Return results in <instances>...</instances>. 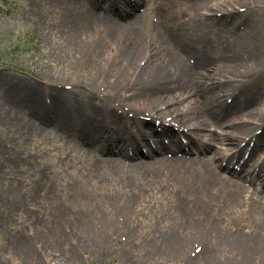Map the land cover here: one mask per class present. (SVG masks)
Returning a JSON list of instances; mask_svg holds the SVG:
<instances>
[{"label": "rangeland", "instance_id": "obj_1", "mask_svg": "<svg viewBox=\"0 0 264 264\" xmlns=\"http://www.w3.org/2000/svg\"><path fill=\"white\" fill-rule=\"evenodd\" d=\"M195 1L143 0L135 13L118 20L108 11V4L101 2L95 6L88 0H0V264H174L172 258H153L150 254L161 250L154 245L161 244L166 235L201 223L191 198L189 210L181 206L182 193L188 192L184 183L162 166L135 165L141 157L133 154L130 159L125 145L115 144L112 150L102 152L100 147L81 142L86 136L125 138V130L130 133L134 122L119 116L125 109L116 103L126 97L128 102L124 103L131 108H125L146 111L144 121L149 122L141 123V127L154 124L149 115L157 117L158 109L170 102L153 100L142 92L136 95L134 88L130 92L132 81L124 82L129 77L123 68L128 45L134 42L135 33L152 51L159 33L180 41L198 40L192 21ZM229 1L212 0L210 5L216 11L244 8L245 12H239L229 26L219 28L222 37L218 44L226 45L233 56L235 80H241L243 72L259 77L258 102L239 112L240 119L257 122L264 116V42L247 41L258 27H264V6L256 12L247 8L245 0ZM120 12L128 11L121 7ZM104 21L120 24L115 39L122 37L120 43L100 41L92 58L109 77L114 76L108 83L94 80L88 59L83 62L79 55L72 57L75 35L101 33ZM132 22L133 27L127 28ZM117 81L122 86L111 89V82ZM46 87L53 89L57 98L62 94L68 107L56 117L34 112L39 98L46 107L51 106L48 93L52 95V91ZM132 95L134 99L128 98ZM97 100L103 101L100 111L88 108L72 113L74 107L99 104ZM175 109L177 115L183 114ZM249 110L253 117L246 116ZM191 119L199 125L194 115ZM262 150L254 154L252 164ZM99 157L108 161L106 166L94 164ZM234 210L225 208L219 198L211 199L206 215H221L225 226L234 229L243 222ZM68 213L72 218L68 219ZM59 237L67 244L61 246L56 240ZM20 242L31 243L33 254L28 255ZM84 243L91 248L77 247ZM214 245L211 251L225 257L227 249L218 246V241ZM71 247L74 253L68 251ZM199 248L194 245L190 249L191 260L199 257ZM64 254L73 261L61 260ZM184 262L181 258L175 264Z\"/></svg>", "mask_w": 264, "mask_h": 264}, {"label": "bare ground", "instance_id": "obj_2", "mask_svg": "<svg viewBox=\"0 0 264 264\" xmlns=\"http://www.w3.org/2000/svg\"><path fill=\"white\" fill-rule=\"evenodd\" d=\"M142 1L94 0L91 2V0H88V4H95V6L100 2L102 5L108 4V11L112 14L115 13L118 20H124L129 13L122 15L119 11L117 12L118 6L120 4L126 5L129 12H134ZM211 1L197 0L194 2L196 5L194 10L196 12L192 17V21L195 22L197 27L195 32H197L196 35L199 37L198 40L180 41L170 35H166L167 40H165L161 35H157L156 48L152 51L150 46L144 41V38L135 33L134 42L128 45L130 48L123 63V68L129 77L124 82L132 81L133 87L130 92L134 88V94L142 92L145 93L144 95H150L151 99L159 98L162 103L170 102L168 105L165 104L166 108L158 109L157 116L162 120L165 117H171V121L174 119V123L182 120L180 125L187 122L192 134H200L199 138L197 137L195 141H192L194 143L192 146L185 147L179 142L176 145L182 150H188L192 155H198L197 149L200 150L201 154L206 152L211 154V158L206 157L204 160L192 158L185 163H171L162 166V169L171 171L175 179L184 183L188 192L186 194L182 193L181 206L189 210L192 202L188 198H191L194 201L192 209L195 210L201 223L191 227L190 230L186 229L182 233L172 232L166 235L161 244L154 245L159 246L158 248L161 250L150 255L153 258H172L171 261L174 264L179 263L181 258L189 264H264V210L257 209L251 197L248 199L244 197L243 199L242 195H245V191L237 183L244 180L245 176H250V183L253 184V182L258 180L262 172L261 169L258 172H255V169L252 172L250 170L246 171V167L249 166L250 156L264 146V124L261 125L264 121L261 119L264 116L260 119L257 126L253 122H244L239 118V112L244 107L253 106L257 102L255 96L257 95L259 77L256 73L243 72L240 73L241 80H235L237 71L233 68V56L229 54L230 51L226 45L218 44L222 37L219 27L227 24L228 21L231 23L235 18H238L239 11L244 8H239L236 11L234 9L229 11L225 8L216 11V7L210 5ZM229 2L233 1L230 0ZM245 2V5L250 10L256 12L263 10L264 0H245ZM104 22L101 33H78L75 35V39L72 40L75 54H72V57L79 55V60L83 59V62L88 59L87 65H89V71L95 76L94 80L108 83L114 76L109 77L108 71L100 69L99 62L95 63L92 58L98 52L97 44L100 41L108 40L113 43H120L119 40L122 37H119L118 40L115 39L117 37L116 34L120 30V24ZM135 22L139 23L140 21L136 20ZM133 23H128L127 28L133 27ZM251 42L259 44L264 42L263 26L258 27L249 36L247 43ZM73 58L69 57L68 59ZM139 58L141 61L136 64ZM189 60H192L191 64ZM118 80L120 81V79ZM121 86L122 84L118 81L115 83L111 82L110 88L118 90ZM46 90L52 91V95L48 93L51 106L49 108L46 107L39 98L34 105L35 114L56 117L65 112L68 107L64 105L63 95L61 94V98H57L54 96L55 92L53 89L46 87ZM226 94H230L228 96L231 99L230 102L226 101ZM128 98L134 99L133 95ZM97 101L99 104H89V106L88 104H83L74 107L73 110L71 109L72 113L79 114L81 111L83 112V109L87 110L88 108L94 112L100 111L103 101ZM122 101L128 102L127 97L122 99ZM124 102L118 101L116 105L122 107L125 104ZM147 102L149 105L153 104L151 101ZM149 105L145 104V106ZM123 107L126 109L125 107L128 106L125 104ZM175 108L181 109L183 114L177 115ZM140 110L137 109L136 112L141 115L146 112ZM192 115L198 121V126L193 124ZM119 116L124 118L125 114ZM246 116L253 117L254 115L249 111ZM202 126H212L220 131L215 133L214 129L212 132H204ZM253 128L259 131L258 134H254ZM163 132L173 136L175 139L179 136V133L167 131V129ZM142 137H145V135L142 134ZM242 137L249 138V143L254 140V145L249 150L251 153L242 163L240 171L236 172V170L230 168L231 162L242 154L244 147L240 148L238 152L229 155L218 146H238ZM116 140L122 141L123 139L117 137ZM138 142L137 136L131 135L128 143L134 144ZM81 144L96 148L100 147L104 150L102 139L99 138L85 137ZM214 155H219L220 157L216 159L213 157ZM222 161L226 162L224 168L219 165ZM105 163V161L100 159L95 161V165L99 168L105 166ZM222 169L226 177L220 174L219 171H222ZM244 172H246V175H243ZM260 188V193L264 195V185H260ZM217 198L220 199L225 208L241 210L239 212L234 211L241 216L240 218L245 223L243 228L239 227V225L234 229L227 228L221 215L216 217L212 216L213 213L210 216L206 215L210 207V200ZM262 201H264V198H259L258 206L260 208H262ZM74 216L73 219L76 218V215ZM67 217L68 219L72 218V214L68 213ZM64 239V237H59L56 240L63 246L67 243H63L60 240ZM194 239L199 241L195 242ZM215 241L220 242L218 246L227 249L225 257L217 251H211ZM206 244H211L209 249ZM19 245L28 255L32 253L31 243L20 242ZM194 245H198L199 249L203 250L199 257L196 258V261L190 259V249ZM77 247L90 249L91 245H85L84 243L78 244ZM71 249L72 247L67 250L70 253H74ZM90 252L94 253L95 251ZM73 259L69 254H64L61 257V260L65 261H73Z\"/></svg>", "mask_w": 264, "mask_h": 264}]
</instances>
